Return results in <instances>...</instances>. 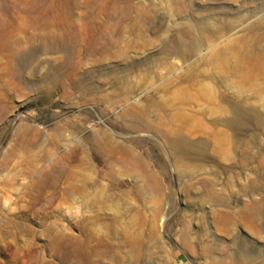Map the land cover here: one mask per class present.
<instances>
[{
  "label": "rangeland",
  "instance_id": "rangeland-1",
  "mask_svg": "<svg viewBox=\"0 0 264 264\" xmlns=\"http://www.w3.org/2000/svg\"><path fill=\"white\" fill-rule=\"evenodd\" d=\"M0 264H264V0H0Z\"/></svg>",
  "mask_w": 264,
  "mask_h": 264
},
{
  "label": "bare ground",
  "instance_id": "bare-ground-1",
  "mask_svg": "<svg viewBox=\"0 0 264 264\" xmlns=\"http://www.w3.org/2000/svg\"><path fill=\"white\" fill-rule=\"evenodd\" d=\"M128 116L129 117H135V115H134V111L133 110H131V111H129L128 112ZM181 146H184V144H183V142L182 141H173V147L176 149H180V148H182ZM182 149H184V148H182ZM188 149H193L190 145L188 146Z\"/></svg>",
  "mask_w": 264,
  "mask_h": 264
},
{
  "label": "crops",
  "instance_id": "crops-1",
  "mask_svg": "<svg viewBox=\"0 0 264 264\" xmlns=\"http://www.w3.org/2000/svg\"><path fill=\"white\" fill-rule=\"evenodd\" d=\"M183 257V254L179 251V250H175L174 252H173V258H174V260H176L177 262H182V258Z\"/></svg>",
  "mask_w": 264,
  "mask_h": 264
}]
</instances>
